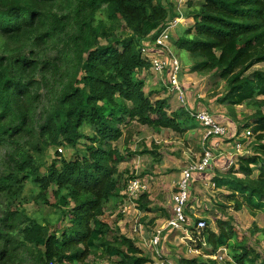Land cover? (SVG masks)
<instances>
[{
    "label": "trees",
    "instance_id": "16d2710c",
    "mask_svg": "<svg viewBox=\"0 0 264 264\" xmlns=\"http://www.w3.org/2000/svg\"><path fill=\"white\" fill-rule=\"evenodd\" d=\"M162 1L0 0V264L150 262L109 225L105 210L128 183L119 166L123 153L132 154L130 129L183 134L195 121L183 108L167 114V101H152L154 94L134 79L151 68L143 45L176 18L169 0ZM184 16L191 29L175 46L192 57L193 71L223 81L230 107H254L251 155L237 158L242 178L226 182L230 199L243 197L236 211L242 203L264 206V75L245 78L254 66L264 67V0H201L188 3ZM121 26L128 31L122 38ZM229 121L238 138L241 127ZM84 128L93 134L86 137ZM50 150L55 159L48 162ZM213 180L216 189L228 186ZM138 203L150 212L147 194ZM29 204L52 212L36 216ZM200 238L207 256L229 248L233 263L223 264H264L234 231L205 229ZM175 264L220 263L195 256Z\"/></svg>",
    "mask_w": 264,
    "mask_h": 264
},
{
    "label": "rangeland",
    "instance_id": "374dc122",
    "mask_svg": "<svg viewBox=\"0 0 264 264\" xmlns=\"http://www.w3.org/2000/svg\"><path fill=\"white\" fill-rule=\"evenodd\" d=\"M162 2L165 3V0ZM200 2L201 0H169L179 21L174 28L169 27V29L170 23H168L163 30L168 28V40L164 43L166 47L157 45L155 41L153 44L147 42L142 48L143 51L147 50L143 57L147 62L151 61V64L154 61H158L159 64L161 61L164 63L169 58V53L179 62L182 69L178 80L181 95L170 92L168 85L170 76L167 78L166 71L157 74L149 68L135 73L134 79L143 81L145 94H154L152 101L166 99L164 95L171 96H167L168 99H166L167 114H172L183 107L187 108L188 114L204 109L220 125L225 126L228 134L224 138H212L204 141L205 131L198 124V120H195L183 134L171 130L156 132L147 127L137 126L130 129L128 147L132 154L123 153L119 173L124 181L128 179L129 182L132 177L137 176L147 183L150 212H142L138 207L133 208L125 196L126 190L124 189L119 199H111L108 203L105 217L113 229L117 227L122 235L132 238L142 254L150 258V262L147 264L159 261L175 264V259L179 257H208L205 252L207 245L204 239L200 238V235L198 236V232L192 226L199 221L206 223L204 230L218 231L219 228H222L225 231H234L238 241L246 240L247 248H251L259 254L260 259H264V206L252 208L242 203L241 209L236 211V202H242L243 197L237 195L235 200L230 199L233 190L231 185L226 182L233 178H242L240 175L238 176L236 167L231 166V163L228 165V162L232 161L229 154L234 153L235 142L243 144L241 150L244 156L251 155L252 150L248 147V143L255 140L250 136L248 141L242 142V139H247L245 134L254 125V120H252L254 107L246 103L230 107V98L225 83L214 75H197L193 71L192 57L184 52L180 53L175 46V41L191 29L192 21L184 16L188 3L198 4ZM116 35L122 38L128 35V31L121 26ZM100 44L105 45L106 42L101 41ZM148 51H150L149 54ZM170 60L167 63L171 68ZM255 74L264 75L263 65L254 66L245 74V78L253 80ZM262 111L264 112V109ZM229 118L235 119L241 127L238 138L235 136V128ZM246 124H249L248 128L244 127ZM83 132L86 137L93 134L89 128H84ZM117 145L122 150V138ZM205 152L210 153L213 161H211L209 169L203 174L200 173L201 177H198L200 175H197L196 178L193 177L187 205V216L192 221L188 220V225L185 226L191 232V237L194 240L201 239V248H196L199 242L195 241L196 243L193 244L183 241L181 231H172L166 228V225L173 218L172 197L177 191V183L182 172L191 164L200 162L204 158ZM49 154L48 162L55 159V151L50 150ZM62 155L67 159L71 157V153H67L63 149ZM256 171H254V175L257 174ZM215 178L226 182L228 186L224 185L220 189H216L213 180ZM50 200L52 199L50 198ZM26 210L36 216L44 217L52 212L47 206L37 207L34 204L26 206ZM191 228H193L192 231ZM158 231L161 233L160 243L155 248L151 241ZM189 249L193 250L189 252ZM221 249H225L226 252L221 251L215 256L217 262L220 264H223V261L232 262L231 256L228 255L229 248L221 247L215 253Z\"/></svg>",
    "mask_w": 264,
    "mask_h": 264
},
{
    "label": "built area",
    "instance_id": "2783aa9c",
    "mask_svg": "<svg viewBox=\"0 0 264 264\" xmlns=\"http://www.w3.org/2000/svg\"><path fill=\"white\" fill-rule=\"evenodd\" d=\"M178 21H179L178 18L174 19L173 23H170L168 25V28L169 27L174 28ZM168 28L165 31H163L159 35V37L156 39L157 45L162 46V47H166L164 45V43L167 42V40H168V35H167L168 34V32H167ZM146 49H148V47H146ZM146 53H147V50L143 51V49H142V55H145ZM149 53H150V51H148V54ZM168 55H169V58H167V60H165L164 63H162V61H161L159 64L158 61H154L151 64V61H150V66H151L150 69L154 73H157V74L162 73L163 71L164 72L166 71L167 78H169V76H170V84L168 83L169 88H170V92H174V93L181 95V91H179L181 88L179 86L178 80H179V76L182 72L181 71L182 69H181L179 62L174 58V56L171 53H169ZM169 60L171 62V68L169 67V64L167 63V61H169ZM182 104H183V100H182ZM183 108L185 109V111L187 110L186 107H183ZM195 111H193L192 114L189 113V115L194 120H198V122H199L198 124H200L202 129H204V131H205L204 141L210 140L212 138H221V137L224 138L227 136L228 133H226L225 126L220 125V123L217 122L211 116V114L208 111H206V110L204 111V109H200V111H197L196 113H195ZM249 136L251 137L250 130L248 132H246V134H245V138H247L246 140H248ZM241 145H243L241 142H235V144L233 146L234 153L229 154L230 155L229 158L232 161H229L228 165L231 163L232 164L231 166H235L238 156L243 155V151L241 150ZM205 153L203 156L204 158L202 157L203 159L200 162L191 164L189 167H187V169H185L182 172V175H181V177L177 183V191L172 197L173 218H171V220L166 225V228H168L172 231H181L183 233V241L190 242L193 244H195L196 242H200L201 239L196 238V240H194L191 237V232H189L185 228V226L188 225V220H189V222L192 221L187 216V205L189 202V197H190V193H191V189H192L193 177L194 176L196 177L197 175H201L200 173L203 174V172H205L207 169H209L211 161H213L210 153H208V152H205ZM125 190H126L125 196L127 197L129 203L131 204V206L133 208L139 207L138 202L140 200V197L143 194H147L149 192V188H148L147 183L145 181L143 182L137 176H135V178H132L129 180V182L126 185ZM192 226L198 232V236H199L200 231L204 230L206 223L204 221H199V222H196L195 224H193ZM160 237H161V233L158 231L151 241V244L155 248L160 243ZM191 250H193V249H189V252ZM221 251L226 252L225 249H223V250L221 249L217 253H214L212 256H208L206 258H210L212 260L217 261V258L215 256ZM159 259L162 260V258H159ZM153 264H171V263H169L167 261H159L157 263L154 262Z\"/></svg>",
    "mask_w": 264,
    "mask_h": 264
},
{
    "label": "crops",
    "instance_id": "0c3cea01",
    "mask_svg": "<svg viewBox=\"0 0 264 264\" xmlns=\"http://www.w3.org/2000/svg\"><path fill=\"white\" fill-rule=\"evenodd\" d=\"M167 96H168V97H171V96H169V95H164V97H165L166 99H168V97H167ZM166 99H165V100H166ZM166 101H167V100H166ZM198 177H201V175H200V176H198ZM195 178H196V177H195Z\"/></svg>",
    "mask_w": 264,
    "mask_h": 264
}]
</instances>
